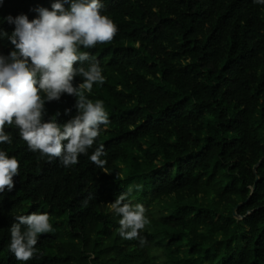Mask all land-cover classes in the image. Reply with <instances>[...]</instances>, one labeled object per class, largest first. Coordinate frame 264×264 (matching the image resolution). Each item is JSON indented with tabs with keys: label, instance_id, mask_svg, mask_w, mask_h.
<instances>
[{
	"label": "trees",
	"instance_id": "obj_1",
	"mask_svg": "<svg viewBox=\"0 0 264 264\" xmlns=\"http://www.w3.org/2000/svg\"><path fill=\"white\" fill-rule=\"evenodd\" d=\"M54 2L4 0L0 29L11 34L6 17L31 20ZM102 2L118 31L81 50L103 69L105 83L89 99L104 102L109 125L71 167L29 151L6 129L13 142L0 147L20 170L13 190L0 193V264H21L7 247L9 228L14 216L36 211L48 213L54 230L40 235L26 264H264V6ZM13 47L0 39V54ZM75 105L65 94L46 103V118L60 113L63 125ZM99 144L103 169L89 159ZM135 185L133 204L154 206L144 246L120 237L110 210Z\"/></svg>",
	"mask_w": 264,
	"mask_h": 264
},
{
	"label": "clouds",
	"instance_id": "obj_2",
	"mask_svg": "<svg viewBox=\"0 0 264 264\" xmlns=\"http://www.w3.org/2000/svg\"><path fill=\"white\" fill-rule=\"evenodd\" d=\"M3 2L0 0V5ZM252 2L264 6V0ZM103 8L102 0H55L51 10L36 9L34 19L27 14L6 17L14 30L9 34L0 29V39L14 47L9 55L0 54V145L12 144L13 137L6 129L14 128L29 151L49 160L59 158L65 167L76 165L81 155H89L107 129L109 116L102 100L89 99L94 84L105 83L103 69L81 48L91 49L114 39L117 26L103 14ZM85 62H89L87 67ZM78 63L80 67L75 66ZM76 77L82 79L78 85L74 84ZM65 94L76 97L77 114L61 125L60 113L46 118V103L59 101ZM105 155L104 145L99 144L89 159L103 169ZM19 170L17 157L0 147V193L13 190ZM139 189L140 185L129 186L110 202V210L120 217V237L138 240L144 246L141 231L150 223L147 210L129 199ZM14 219L7 247L17 261L26 264L39 251L40 235L53 232V225L47 212L16 215Z\"/></svg>",
	"mask_w": 264,
	"mask_h": 264
},
{
	"label": "rangeland",
	"instance_id": "obj_3",
	"mask_svg": "<svg viewBox=\"0 0 264 264\" xmlns=\"http://www.w3.org/2000/svg\"><path fill=\"white\" fill-rule=\"evenodd\" d=\"M142 204L144 205V207L146 208V215H147V217L149 218V220L150 219H153L154 218V214L152 213V211H153V209H154V206L152 205V206H149L148 205V203L144 200L143 202H142ZM235 211H237V209H235ZM167 213H169V210H167L166 211ZM236 217L238 218V219H242V217H240L239 215H238V213L236 212Z\"/></svg>",
	"mask_w": 264,
	"mask_h": 264
},
{
	"label": "water",
	"instance_id": "obj_4",
	"mask_svg": "<svg viewBox=\"0 0 264 264\" xmlns=\"http://www.w3.org/2000/svg\"><path fill=\"white\" fill-rule=\"evenodd\" d=\"M256 188V186H254V189Z\"/></svg>",
	"mask_w": 264,
	"mask_h": 264
}]
</instances>
